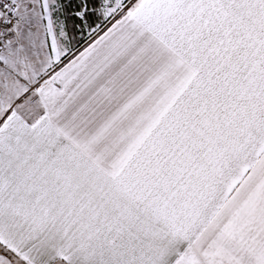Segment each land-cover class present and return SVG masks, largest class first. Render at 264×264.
I'll use <instances>...</instances> for the list:
<instances>
[{"label":"snow or ice","instance_id":"1","mask_svg":"<svg viewBox=\"0 0 264 264\" xmlns=\"http://www.w3.org/2000/svg\"><path fill=\"white\" fill-rule=\"evenodd\" d=\"M0 264H264V0H0Z\"/></svg>","mask_w":264,"mask_h":264}]
</instances>
